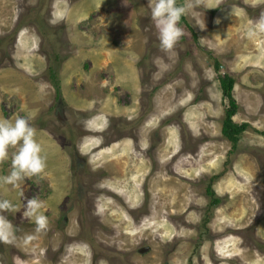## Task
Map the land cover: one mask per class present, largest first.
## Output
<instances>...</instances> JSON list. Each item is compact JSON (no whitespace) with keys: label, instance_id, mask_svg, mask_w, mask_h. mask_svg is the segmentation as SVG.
I'll use <instances>...</instances> for the list:
<instances>
[{"label":"rangeland","instance_id":"rangeland-1","mask_svg":"<svg viewBox=\"0 0 264 264\" xmlns=\"http://www.w3.org/2000/svg\"><path fill=\"white\" fill-rule=\"evenodd\" d=\"M260 11L195 7L164 52L149 0H0V118H28L47 163L0 184L20 209L0 264H264V37L245 32ZM223 74L249 123L234 151ZM32 197L46 232L23 218Z\"/></svg>","mask_w":264,"mask_h":264},{"label":"clouds","instance_id":"clouds-1","mask_svg":"<svg viewBox=\"0 0 264 264\" xmlns=\"http://www.w3.org/2000/svg\"><path fill=\"white\" fill-rule=\"evenodd\" d=\"M221 0H185V3L178 5L177 0H149L151 9V20L158 31L160 48L164 52H171L181 37L184 29L180 26L182 16L186 15L195 7L206 9L216 8ZM250 7L261 8L258 17L254 22L247 25L245 32L248 39L254 40L264 37V0H245ZM130 0H123L127 6ZM234 9H232V13ZM64 16L53 14L49 23L56 25ZM217 18L216 23H219ZM127 23V21L125 22ZM203 29L205 24H199ZM15 149L11 154V171L8 175L0 177V184L19 185V182L34 176H40L46 169V156H44L42 145L36 139V129L31 126L28 118L16 116L14 120L0 118V164L9 159V150ZM23 197L24 194L21 193ZM23 218L33 221L35 233H43L48 229L49 221L42 213L43 201L38 198H26L24 204ZM18 208L7 199H0V244L14 245L18 226L8 219L6 213L17 212ZM31 237H29L30 239Z\"/></svg>","mask_w":264,"mask_h":264},{"label":"trees","instance_id":"trees-1","mask_svg":"<svg viewBox=\"0 0 264 264\" xmlns=\"http://www.w3.org/2000/svg\"><path fill=\"white\" fill-rule=\"evenodd\" d=\"M185 0H177V4L181 5ZM185 17L182 16L180 21H184ZM221 66L220 62L216 60L215 67L219 69ZM54 71V69L52 68ZM220 86L222 89L223 97L226 99L225 116L222 123V133L231 142L232 151L236 150L243 133L247 130L249 123L247 122H236L234 116L237 113L238 103L234 96V84L235 78L229 74H223L219 76ZM259 133L264 136V129L259 130ZM217 176L213 177L215 179ZM212 182V181H211ZM208 194L211 196V205H217L220 202V198L216 197L212 185L209 184L207 188Z\"/></svg>","mask_w":264,"mask_h":264},{"label":"flooded vegetation","instance_id":"flooded-vegetation-1","mask_svg":"<svg viewBox=\"0 0 264 264\" xmlns=\"http://www.w3.org/2000/svg\"><path fill=\"white\" fill-rule=\"evenodd\" d=\"M94 206V208L93 209H95L97 206L96 205H93ZM93 209H90V210H93ZM65 220H67V218H65Z\"/></svg>","mask_w":264,"mask_h":264}]
</instances>
